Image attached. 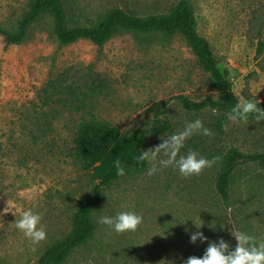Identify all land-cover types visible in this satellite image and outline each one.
I'll use <instances>...</instances> for the list:
<instances>
[{
  "label": "rangeland",
  "instance_id": "rangeland-1",
  "mask_svg": "<svg viewBox=\"0 0 264 264\" xmlns=\"http://www.w3.org/2000/svg\"><path fill=\"white\" fill-rule=\"evenodd\" d=\"M34 1L0 0V28L17 33ZM60 1L68 29H77L98 26L114 9L139 18L168 14L181 0ZM188 1L218 67L230 69L239 100L261 103L264 0ZM52 86L57 95L46 102L43 91ZM179 96L196 102L218 96L181 35L119 29L102 47L86 39L63 45L50 12L31 25L21 44L7 45L0 34V264H38L47 249L70 235L97 184L73 150L80 123L89 119L107 122L121 134L168 121L169 130L151 134L143 150L199 119L214 135L194 133L177 159L196 151L220 160L184 178L174 166L159 165L167 159L161 152L154 175L148 174L152 164L147 161L144 172L126 173L103 188L102 204L92 215L93 236L62 264H184L190 256L202 257L211 241L223 238L234 249L233 229L264 240V168L249 163L235 170L229 205L217 188L230 149L264 153V121L232 123L209 108L188 111ZM222 118L227 130L219 127ZM29 209L42 216L47 232L38 245L15 227ZM122 211L143 217L136 231L118 234L98 222ZM196 231L207 241L193 244L190 236Z\"/></svg>",
  "mask_w": 264,
  "mask_h": 264
},
{
  "label": "trees",
  "instance_id": "trees-1",
  "mask_svg": "<svg viewBox=\"0 0 264 264\" xmlns=\"http://www.w3.org/2000/svg\"><path fill=\"white\" fill-rule=\"evenodd\" d=\"M50 12L56 20L59 39L63 45H70L78 40L86 39L95 45L104 46L119 30L136 31L142 34L153 32L165 35H181L199 59L201 67L209 73L211 83L218 93L217 98H208L199 102L185 96H179L184 108L192 112H201L207 108L228 115L231 108L240 102L234 92L231 81V71L228 68L220 70L215 60L209 42L197 31V20L188 0H181L168 14L139 18L127 14L121 9H114L98 26L93 28L68 29L66 14L60 0H35L32 10L23 18L17 33L12 34L0 28L7 45L21 44L32 24L42 14ZM264 48L259 45L258 53ZM44 101H50L57 95L56 86L46 89ZM264 108V100L258 103ZM248 120H255L250 116ZM225 118L220 119L219 127L225 126ZM170 128L168 121L160 120L149 129L134 130L121 134L109 123L97 119L84 120L80 123L74 139V156L84 167L92 172L97 181L93 196L78 210L70 235L64 241L47 249L38 264H62L76 249L83 246L94 234V210L102 204L103 188L110 186L122 176L117 175L114 161L119 159L126 173L144 172L148 162H137L136 158L147 145L148 137L153 134H164ZM257 164L264 168V153L248 154L238 148L230 149L223 158L218 176L217 188L224 204L230 203L231 179L235 170L242 164Z\"/></svg>",
  "mask_w": 264,
  "mask_h": 264
},
{
  "label": "clouds",
  "instance_id": "clouds-1",
  "mask_svg": "<svg viewBox=\"0 0 264 264\" xmlns=\"http://www.w3.org/2000/svg\"><path fill=\"white\" fill-rule=\"evenodd\" d=\"M250 116H254L257 123L264 121V108L259 107L256 102L243 100L231 108L228 119L232 123H247ZM225 130H227L226 126ZM194 133H201L209 137L214 135L212 130L204 127L203 122L197 119L193 122H188L183 131L162 139L163 142L154 148L142 150L136 160L137 162L149 161L152 166L149 168L148 174L154 175L158 171L157 158L163 152L167 159L159 160L160 166H174L184 178L200 175L206 168H211L217 163L220 157H214L209 160L200 156L196 151H190L186 156H179V159H177L185 141ZM114 167L118 176L126 174L125 168L119 159L114 161ZM6 208L4 209L5 212ZM41 221L42 216L40 214L34 213L30 209L24 210L20 213V219L15 221V227L33 245H38L47 238L45 226ZM98 222L109 226L118 234H123L129 231H136L143 223V217L133 211H122L115 217L103 216ZM209 226L212 227L211 225ZM200 227L202 225L197 227V229ZM231 235L237 241L234 249L221 238L218 242H208L202 257L190 256L184 261V264H264V240L257 241L255 237L234 229L231 231ZM190 240L195 244L197 240L201 242L207 241V237L202 232L196 231L191 233Z\"/></svg>",
  "mask_w": 264,
  "mask_h": 264
}]
</instances>
